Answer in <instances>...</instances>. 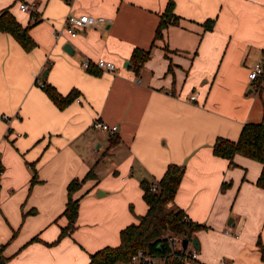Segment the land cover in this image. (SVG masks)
Listing matches in <instances>:
<instances>
[{
  "label": "crops",
  "instance_id": "0c3cea01",
  "mask_svg": "<svg viewBox=\"0 0 264 264\" xmlns=\"http://www.w3.org/2000/svg\"><path fill=\"white\" fill-rule=\"evenodd\" d=\"M23 1L36 2L37 21L21 10ZM169 1L0 0L36 42L27 50L0 31V117L10 116L0 118L4 264H87L146 213L141 181H158L170 163L184 166L170 204L203 224L194 235L198 256L186 264H264L262 163L213 148L219 136L237 140L246 122L264 121V77L249 78L257 63L264 66V0H173L177 22L155 38ZM70 13L112 21L72 36L64 28ZM209 19L212 28L205 27ZM55 29L63 34L56 37ZM136 47L150 49L139 69ZM100 57L116 71L83 67L85 58ZM38 80L76 97L60 107ZM96 118L117 124V133L94 128ZM109 162L118 176L104 180ZM92 167L98 178L75 193L76 228L59 239L68 224V184Z\"/></svg>",
  "mask_w": 264,
  "mask_h": 264
},
{
  "label": "trees",
  "instance_id": "16d2710c",
  "mask_svg": "<svg viewBox=\"0 0 264 264\" xmlns=\"http://www.w3.org/2000/svg\"><path fill=\"white\" fill-rule=\"evenodd\" d=\"M178 18L174 13V2L170 0L162 16L159 26L156 30L155 38L164 36V28L171 21L177 22ZM37 21L34 20V22ZM213 19L205 22L206 28H212ZM0 31L12 34L27 50L32 49L36 42L29 33L28 27L23 26L10 9H0ZM150 55V49L136 47L132 53V62L136 69H139ZM264 77L260 75L258 81ZM49 96L60 107L66 106L76 97L72 92L64 96L53 85H45ZM214 153L229 159L239 153L250 158L256 159L262 163V170L257 179V184L264 188V121H248L241 130L237 140L219 136L214 143ZM4 170L0 159V180ZM184 175V166L176 163H170L158 180L143 179L141 181L144 190V198L148 203V209L145 214L139 215L137 222H132L121 229L120 243L118 245H107L91 253L90 261L87 264H118L128 263L131 256L139 249L156 255L168 257L166 264H179L178 259L171 254L168 239L165 237L167 231L174 234L192 239L195 232L203 224L188 218L185 212L176 206L174 200ZM98 176L92 167L87 174L82 177L73 178L68 184V199L63 215L68 218V224L63 226L59 239L71 234L76 228V222L79 215L80 197L75 193L89 179H97ZM37 172L33 175L31 182L37 181ZM156 184V189L153 185ZM227 184V183H226ZM224 183V188L226 187ZM261 256L264 259V244L259 239L258 242ZM7 258L0 252V264H4Z\"/></svg>",
  "mask_w": 264,
  "mask_h": 264
},
{
  "label": "built area",
  "instance_id": "2783aa9c",
  "mask_svg": "<svg viewBox=\"0 0 264 264\" xmlns=\"http://www.w3.org/2000/svg\"><path fill=\"white\" fill-rule=\"evenodd\" d=\"M36 7V2H26L23 1L21 3V10L30 12L32 15V20L37 19V15L34 12ZM112 21L111 18H107L104 16H94L89 14H68L64 19V28L67 30L69 34L72 36L76 35L79 28H84L93 24H106ZM63 34L62 29H55L54 35L59 37ZM82 65L85 69H91L92 67H97L102 70H109L111 72L116 71L117 65L114 61L105 59L100 57L98 59H90L85 58L82 62ZM264 74V66L262 63H257L249 72V78L252 81H257L260 75ZM40 86L45 87L46 83L43 80H38ZM198 91H194L190 95L192 100L197 98ZM1 120H9L10 116L6 113L1 114ZM94 128L102 129L105 131H109L112 135H115L118 131L117 124H110L105 122L99 118H96L92 123ZM153 189H156V184L153 185ZM165 237L168 239L169 246L171 248V254L175 256L179 264H186L189 260L195 259L198 256V249L192 245V241L188 240V245L186 247L183 246V237L174 234L171 231H167ZM157 256L153 255L144 249H139L132 256L131 260L125 264H160L156 260Z\"/></svg>",
  "mask_w": 264,
  "mask_h": 264
},
{
  "label": "rangeland",
  "instance_id": "374dc122",
  "mask_svg": "<svg viewBox=\"0 0 264 264\" xmlns=\"http://www.w3.org/2000/svg\"><path fill=\"white\" fill-rule=\"evenodd\" d=\"M256 83V82H255ZM257 86V85H256ZM105 168V169H104ZM115 165H112L110 162L105 164L103 166V172L101 173L102 176H103V179L104 180H109V179H112L113 177H116L118 176L116 173H115ZM133 204L132 202H129L128 203V209L130 210L129 212L132 213V211L134 210V207H133ZM114 206H116L118 208V197L116 199V203L114 204ZM118 264H124V263H118Z\"/></svg>",
  "mask_w": 264,
  "mask_h": 264
},
{
  "label": "water",
  "instance_id": "95a60500",
  "mask_svg": "<svg viewBox=\"0 0 264 264\" xmlns=\"http://www.w3.org/2000/svg\"><path fill=\"white\" fill-rule=\"evenodd\" d=\"M70 43L68 44V45H66V49L68 50V51H70L69 49H70ZM188 245V239L187 238H184L183 239V246L184 247H186ZM192 245H194L197 249H199L200 248V243H199V240H198V238H197V236H194L193 238H192Z\"/></svg>",
  "mask_w": 264,
  "mask_h": 264
}]
</instances>
